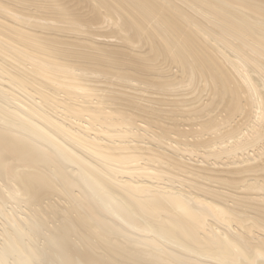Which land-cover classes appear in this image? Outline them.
<instances>
[{
  "label": "bare ground",
  "instance_id": "obj_1",
  "mask_svg": "<svg viewBox=\"0 0 264 264\" xmlns=\"http://www.w3.org/2000/svg\"><path fill=\"white\" fill-rule=\"evenodd\" d=\"M0 264H264V0H0Z\"/></svg>",
  "mask_w": 264,
  "mask_h": 264
},
{
  "label": "rangeland",
  "instance_id": "obj_2",
  "mask_svg": "<svg viewBox=\"0 0 264 264\" xmlns=\"http://www.w3.org/2000/svg\"><path fill=\"white\" fill-rule=\"evenodd\" d=\"M215 30H216V29H215ZM194 42L200 44V39L195 38V39H194ZM187 158H190V157H187ZM201 160H202V159H201L200 157H197V156H193V157H191V163L199 162V161H201Z\"/></svg>",
  "mask_w": 264,
  "mask_h": 264
}]
</instances>
